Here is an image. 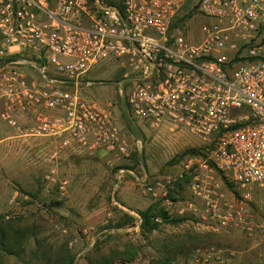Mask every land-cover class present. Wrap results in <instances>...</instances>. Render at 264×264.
Listing matches in <instances>:
<instances>
[{
	"label": "built area",
	"instance_id": "2783aa9c",
	"mask_svg": "<svg viewBox=\"0 0 264 264\" xmlns=\"http://www.w3.org/2000/svg\"><path fill=\"white\" fill-rule=\"evenodd\" d=\"M114 1L0 0V126L40 137L38 149L49 160L65 151L108 153L106 164L117 167L113 194L127 173L141 193L169 206V191L187 184L198 202L191 204L198 224L238 231L264 246V219L253 209L254 190L264 187V0H120V7ZM198 17L204 20L196 39ZM101 63L121 71L118 95L132 119L154 132L186 129L204 147L156 179L139 180L121 166L132 148L114 101L81 93L92 84L86 75ZM25 66L37 68L39 80H29ZM18 113L31 115L28 129ZM53 173L45 179L64 193L68 179ZM18 196L14 190L9 202ZM110 204L127 212L114 197ZM129 213L134 223L126 230L140 232L142 218ZM235 255L196 246L186 264H234Z\"/></svg>",
	"mask_w": 264,
	"mask_h": 264
},
{
	"label": "rangeland",
	"instance_id": "374dc122",
	"mask_svg": "<svg viewBox=\"0 0 264 264\" xmlns=\"http://www.w3.org/2000/svg\"><path fill=\"white\" fill-rule=\"evenodd\" d=\"M55 0H50L53 5ZM198 17L193 24L196 39L200 38L199 26L203 22ZM60 60H68L58 56ZM52 69V65H49ZM29 80H39V70L25 66ZM118 68L115 63L98 64L88 72L86 78L92 81L90 86H82L81 93L88 99L99 102L114 101V116L116 122L131 143L132 151L140 152L139 158L120 159L122 164L134 165L138 179L147 175L156 179L163 174L174 171L184 159L190 148L201 149L204 143L194 137L186 129L171 131L163 127L154 132L141 120L132 121L130 132L122 115L119 86L116 83ZM69 88V87H67ZM28 121L30 120L27 118ZM25 129L29 123L19 122ZM0 224L13 221V230L24 232L26 252L20 259L0 255V264H26L30 252L35 247V239L40 247L50 250L54 244L66 242L75 254L73 264L86 254L95 257L98 254L111 255L114 251L135 246L137 254L130 261L115 259L113 264H155L156 259L169 256L172 264L177 260L186 264L188 253L196 246L213 244L223 249L236 251L234 264H264V246L256 237L232 231L223 233L213 231L197 223L189 203L197 204L196 198L190 192L187 184L182 185L177 197H169L171 205H166L158 198L159 207L170 218L183 215V221L171 224L161 221L159 228L150 233L127 231V225L122 228L111 226L115 224L119 213L110 204L111 197L123 205L132 206L128 197L122 196V189L127 183V189L135 194L139 201L147 198L140 192L139 182L125 173L116 193L113 190L116 178L113 170L106 164L108 153L65 151L56 158L49 160L42 146L40 137L17 134L14 128L2 124L0 126ZM140 143V149L137 148ZM131 160V161H130ZM51 170L56 180L66 177L68 185L64 193H60L54 181L45 179ZM146 172V173H145ZM224 182L222 185L226 184ZM14 190L19 196L9 202ZM171 191V190H170ZM27 198H24V197ZM253 209L260 219H264V187L254 190ZM155 202V200H154ZM164 203V204H162ZM183 209V214L179 210ZM111 211L112 216L106 213ZM7 215L8 218H4ZM83 227H92L88 235H83ZM98 251H92L93 245ZM23 260V261H21ZM85 260V259H84Z\"/></svg>",
	"mask_w": 264,
	"mask_h": 264
},
{
	"label": "trees",
	"instance_id": "16d2710c",
	"mask_svg": "<svg viewBox=\"0 0 264 264\" xmlns=\"http://www.w3.org/2000/svg\"><path fill=\"white\" fill-rule=\"evenodd\" d=\"M119 7L121 6L120 0H115ZM121 71L118 70L117 81L120 79ZM120 99V107L123 109L122 115L126 121V127L130 132L132 130V121L133 119L130 117V112L127 103L123 98ZM200 149H193L190 148L183 154L189 153H197ZM131 160L132 158H139L140 152L138 150L131 151ZM129 159V158H128ZM127 160V159H126ZM130 160V161H131ZM121 166L133 169L134 165L132 164H121ZM117 167L113 169V172ZM169 197H174V190L169 191ZM116 212L119 213L118 219L115 224L108 226L106 228L115 227V228H122L127 225L133 223V216L125 211L118 210L114 208ZM140 217L142 218L140 224V232L150 233L153 230L159 228L161 221H166L171 224H178L183 221L185 217H173L170 218L167 216L166 212L163 209L155 210L152 207H148L144 210L137 211ZM155 218H159L160 221H156ZM13 221H7L5 224H0V255L10 256L17 259L23 257L26 252V240L24 232L17 231L16 229L13 230ZM35 247L30 252V259L28 261H23L26 264H73L75 259V254L71 251V249L67 246L66 242H62L59 244H54L50 250H47L43 247H40L39 240L35 239L34 241ZM92 251H98L96 245L94 244ZM137 254V250L135 246H131L129 248H124L122 251H114L111 255H103L98 254L95 257H91L90 254H86L84 259L87 264H113L115 259H120L123 261H130L132 260L135 255ZM173 260L172 257L165 256L160 259H156L154 261L155 264H170Z\"/></svg>",
	"mask_w": 264,
	"mask_h": 264
},
{
	"label": "crops",
	"instance_id": "0c3cea01",
	"mask_svg": "<svg viewBox=\"0 0 264 264\" xmlns=\"http://www.w3.org/2000/svg\"><path fill=\"white\" fill-rule=\"evenodd\" d=\"M16 117H17L18 122H21V123L24 122L23 124H26V122L29 123L31 120V115L28 113H18ZM27 118H29L30 120L28 121ZM182 185H184V183H182V184L179 183L177 185V187L174 189V197H177V195L181 192ZM122 196L128 197L129 198L128 201L130 203H132V206H135L133 208V207H129V206L124 205V207L127 209V213H129V212L138 213L137 211L144 210L148 207H152L156 210L159 207V203L157 202V199L160 198L159 196L158 197H152L151 195H148L147 198L143 199L142 201H139L138 198L135 196V194L127 189V183L124 186V188L122 189ZM154 200H155V202H154ZM162 204H164V203H162ZM188 206H191V203H189ZM178 212H179V214H183V209H180ZM183 215H179V216L181 217ZM177 262H178V264H181L180 260H177ZM77 264H87V263L83 258H81L77 261Z\"/></svg>",
	"mask_w": 264,
	"mask_h": 264
}]
</instances>
